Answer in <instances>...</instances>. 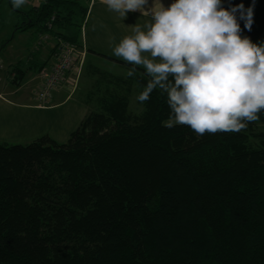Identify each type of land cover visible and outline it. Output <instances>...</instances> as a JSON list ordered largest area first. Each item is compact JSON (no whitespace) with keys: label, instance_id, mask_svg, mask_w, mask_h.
Segmentation results:
<instances>
[{"label":"trees","instance_id":"1","mask_svg":"<svg viewBox=\"0 0 264 264\" xmlns=\"http://www.w3.org/2000/svg\"><path fill=\"white\" fill-rule=\"evenodd\" d=\"M5 1L14 35L47 33L80 48L86 5ZM239 4L253 8L241 34L264 42V0H223ZM89 52L125 75L87 65L98 75L83 99L92 107L66 143H0V264H264V133L255 131L264 111L238 133L167 128L159 89L137 102L141 112L129 110L132 87L139 95L149 79L142 68L128 77L133 65ZM12 71L13 84L23 79L21 65Z\"/></svg>","mask_w":264,"mask_h":264},{"label":"clouds","instance_id":"2","mask_svg":"<svg viewBox=\"0 0 264 264\" xmlns=\"http://www.w3.org/2000/svg\"><path fill=\"white\" fill-rule=\"evenodd\" d=\"M19 9L27 0H11ZM125 18L145 9L148 0H104ZM239 13V19L237 18ZM151 22L133 26L114 47L116 57L141 67L149 77L137 96L146 102L154 90L167 94L171 110L164 126H189L198 135L238 133L264 111V42L241 34L251 30L253 8H231L223 0H173L151 13Z\"/></svg>","mask_w":264,"mask_h":264},{"label":"crops","instance_id":"3","mask_svg":"<svg viewBox=\"0 0 264 264\" xmlns=\"http://www.w3.org/2000/svg\"><path fill=\"white\" fill-rule=\"evenodd\" d=\"M172 2L173 0H148V4L141 12H128L126 17L122 18L117 12L110 11L104 0H86L87 12L80 30V49L85 52L83 62L85 65L82 64L80 74L83 71V67L85 68L91 62L97 64L98 61H103L106 64L114 65L93 55L89 51L128 63L113 54L114 47L123 37L133 35V26L135 24L141 25L143 30V25L152 20V11L158 8L161 3L165 7H168ZM13 26L14 23L11 25L12 36L10 39L12 40L8 42L9 39H7L3 46V51L13 52L12 46L18 37V49L16 50L18 52H16L15 58L6 62L8 69L6 72L4 62L0 61V143L25 144L44 135H48L55 140V137L60 135V132L56 128L62 129V125L66 124L71 116L69 118L57 119L56 121L54 115H57V111L71 102L77 94V84L73 80V77L77 76L79 71L74 70L71 72L63 85L52 94L48 104L45 107H39L34 99L35 92L40 86L39 72H34V68L29 67L30 62H28L27 57L30 48L26 47V49L25 45L22 46L26 41L27 34L31 32L14 35ZM32 36L35 37L32 44L34 46L39 40L40 35L34 34ZM40 51L42 53L36 55V64L43 68L50 67L54 62L53 53H50V49L47 47H44ZM22 52L23 56H20ZM17 64L21 65L24 72L23 80L19 86L12 83V70ZM7 84H12L15 88L12 91L6 90L7 86H9ZM29 88L34 89L32 93H29ZM79 102L76 103V106H86L84 100H80ZM76 106L72 107L73 112L76 109H80V107ZM84 115H87V111ZM82 119L79 121L81 122ZM80 122L74 127L78 126ZM68 129L67 127L64 131L70 136L76 128L72 131Z\"/></svg>","mask_w":264,"mask_h":264},{"label":"rangeland","instance_id":"4","mask_svg":"<svg viewBox=\"0 0 264 264\" xmlns=\"http://www.w3.org/2000/svg\"><path fill=\"white\" fill-rule=\"evenodd\" d=\"M44 1L45 0H27V3L24 6H22L20 9H29L32 6L40 5ZM67 1H70V0H67ZM0 2H1L0 3V61L4 62L5 67H6L7 66L6 62L15 58L14 56L16 55V52H18V51H16L18 49V42H17L18 37L16 38V40H15L16 42H14V44L12 46L13 52L12 51H6V52L3 51V46H4L5 42L7 41V39H10L12 36L11 25H12V23H14V25H15L16 19H15V15H13L11 13L10 9L8 8L6 1L0 0ZM85 2H86V0H79L78 1V3H81L83 5H85ZM13 30H14V26H13ZM32 33L33 32L27 34L26 41L22 45V46L25 45V48L26 47L30 48L28 56L30 53L36 54V55L38 53H42L40 50H42L44 47L49 48L50 53L52 52L53 56H54V53H55L54 47H53V43H51V42L50 43L45 42V43H41V45H38L39 43L37 41L34 44V46H32V44L34 43V40H35V37L32 36L35 33H33V34ZM22 54H23V52L21 53L20 56H23ZM54 59H55V57H54ZM27 60H28V57H27ZM35 61H36V59H35ZM91 65H92V67L94 66L95 70H97L100 73H109L110 75H114V76H124L125 75L123 69L118 68V67L111 65V64H106L103 61H98L97 64H95V62H91ZM86 67L85 68L83 67V71L81 72V74H80V70H81L80 69L77 76L73 77V80H75V82L77 84L76 85V93L77 94L73 97L71 102H69L65 107H63L57 111V113H56L57 115H54L56 121H57V119L59 120V119H63V118H69L71 116L70 120L67 121L66 124L62 125V129L56 128L60 132V135L56 136L55 140H56V142H58L60 144L66 143V141L69 138L68 133H65L66 131H64V129L68 127L69 128L68 130L72 131L75 128H77V126L76 127H74V126L76 124H78V122H80L79 120H81L82 118H84L86 116V115H84L86 113V111L88 114V112H90V110H91L90 108L92 107V105H90V104H89V106L86 105L87 110H86V106H84V105H83L84 107L76 106L77 105L76 103H78L80 100L85 99V94H87L88 91L90 90L91 84H93V82L98 79L97 74L89 75L90 71L87 70ZM5 69H6L5 70V72H6L8 69H7V67ZM2 70H4V68H2ZM22 80L16 81L18 83H14V85L19 86V84H21ZM7 85H9V86H7L6 90L8 89V90L12 91L15 88V86L12 84L11 85L7 84ZM29 89H30L29 93H32L34 90L33 88H29ZM137 90H138V87L133 86L131 93H130V96H129V110L134 112V113L141 112V106H140V104L137 103L138 102ZM75 106L80 107V109L79 110L76 109V111L73 112L72 107H75ZM69 122H70V124H69ZM70 131H68V132H70ZM255 131L264 133V131L262 130L260 125L255 126ZM7 144L15 145L16 143H7Z\"/></svg>","mask_w":264,"mask_h":264},{"label":"built area","instance_id":"5","mask_svg":"<svg viewBox=\"0 0 264 264\" xmlns=\"http://www.w3.org/2000/svg\"><path fill=\"white\" fill-rule=\"evenodd\" d=\"M70 1L78 2L79 0ZM53 21L54 17L47 25V31L51 30ZM45 42L53 43L55 59L50 67L42 68L39 71L40 86L34 97L39 107H45L48 104L52 94L63 85L71 72L80 70L85 58V52L82 49L60 38L52 37L46 33L40 36L38 45Z\"/></svg>","mask_w":264,"mask_h":264}]
</instances>
